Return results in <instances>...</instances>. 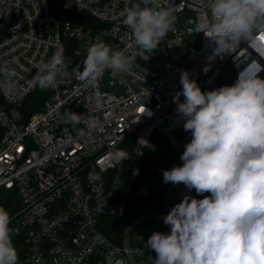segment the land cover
<instances>
[{
	"label": "built area",
	"instance_id": "obj_1",
	"mask_svg": "<svg viewBox=\"0 0 264 264\" xmlns=\"http://www.w3.org/2000/svg\"><path fill=\"white\" fill-rule=\"evenodd\" d=\"M137 2L0 0V207L19 233L24 264H153L149 237L170 233L163 217L186 195L194 197L195 189L171 183L115 243L99 230L104 214L120 218L123 213V204H111L119 185L110 175L109 153L130 136L142 149L152 148L154 132L166 136L174 149L192 139L174 102L182 93L183 72L205 92L217 89L226 64L233 84L242 74L264 79V33L217 53L203 32L184 27L188 18L195 26L210 18L208 0H159L160 7L175 9L174 30L148 60L137 57L128 72L105 71L96 87L84 88L78 72L91 44L102 41L127 55L138 51L123 24L124 10ZM60 49L67 77L53 88L34 86L37 66ZM72 112L83 115V122H68ZM137 175L134 165L130 179ZM145 193L146 187L137 195Z\"/></svg>",
	"mask_w": 264,
	"mask_h": 264
},
{
	"label": "clouds",
	"instance_id": "obj_2",
	"mask_svg": "<svg viewBox=\"0 0 264 264\" xmlns=\"http://www.w3.org/2000/svg\"><path fill=\"white\" fill-rule=\"evenodd\" d=\"M208 8L210 18L198 22L195 32L215 42L217 53L264 33V0H208ZM123 15L138 51L127 55L102 41L91 44L78 72L84 88L96 87L105 71H130L137 57L148 60L177 19L175 9L160 7L159 0H138ZM67 75L60 49L37 66L33 85L53 88ZM180 83L182 93L174 102L192 139L180 157L182 166L164 171L163 182L210 195H186L163 217L171 231L149 237L153 264H264V79L242 74L231 86L205 92L183 72ZM82 118L72 112L68 122L79 124ZM109 159L122 165L130 155L114 148ZM90 176L100 179L99 173ZM11 219L0 207V264H19Z\"/></svg>",
	"mask_w": 264,
	"mask_h": 264
},
{
	"label": "trees",
	"instance_id": "obj_3",
	"mask_svg": "<svg viewBox=\"0 0 264 264\" xmlns=\"http://www.w3.org/2000/svg\"><path fill=\"white\" fill-rule=\"evenodd\" d=\"M60 15L64 18H72L69 14ZM77 20H81V18ZM183 131H177L175 137L179 139ZM150 142L152 144L151 149L138 148L135 138L130 136L118 145L117 149L126 150L130 159L124 161L122 165L114 166L110 172L112 177L116 176L119 185L118 194L111 204L115 207L123 204V213L120 218L117 215L110 216L106 213L99 223L100 232L115 243L119 242L125 227L136 217L152 209L171 185V183L163 182V172L174 166H182L183 161L180 157L187 143L181 148L174 149L171 147L168 138L157 132L151 135ZM134 165L138 166V175L131 180L130 173ZM144 187H146L145 195L138 196V191ZM208 195L210 193L198 195L195 191L193 198L203 199L204 196ZM15 232L16 234L12 237L13 244L19 256V264H24L23 256L19 252L22 241L19 233L16 230Z\"/></svg>",
	"mask_w": 264,
	"mask_h": 264
},
{
	"label": "rangeland",
	"instance_id": "obj_4",
	"mask_svg": "<svg viewBox=\"0 0 264 264\" xmlns=\"http://www.w3.org/2000/svg\"><path fill=\"white\" fill-rule=\"evenodd\" d=\"M190 19H186L185 20V29H188V30H191L193 32H195V25H190L188 23ZM185 43L186 45H189L190 43V38L189 36L185 37ZM215 85H216V88H220V87H223V86H231L233 85V79H232V73H231V69H230V66L228 64H226L223 69L221 70L220 74L218 75L217 79H216V82H215ZM184 101V97L182 99L179 100V102H183Z\"/></svg>",
	"mask_w": 264,
	"mask_h": 264
}]
</instances>
